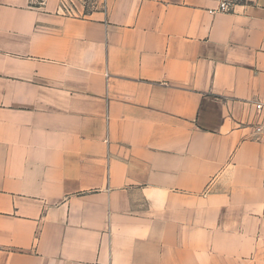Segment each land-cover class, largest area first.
Here are the masks:
<instances>
[{"label":"crops","instance_id":"1","mask_svg":"<svg viewBox=\"0 0 264 264\" xmlns=\"http://www.w3.org/2000/svg\"><path fill=\"white\" fill-rule=\"evenodd\" d=\"M217 3L0 0V264H264V0Z\"/></svg>","mask_w":264,"mask_h":264},{"label":"built area","instance_id":"2","mask_svg":"<svg viewBox=\"0 0 264 264\" xmlns=\"http://www.w3.org/2000/svg\"><path fill=\"white\" fill-rule=\"evenodd\" d=\"M32 4H38L42 5L44 3V0H30ZM84 4H86L90 0H82ZM92 1V0H91ZM244 0H218L217 7L215 11L221 12V13H231L234 11V8L242 3ZM61 8L64 14L70 15L71 10L67 6V4L62 1L61 2ZM255 108L257 112L261 115H264V105L262 103H256ZM256 133L262 134L264 133V126L263 125H258L255 128Z\"/></svg>","mask_w":264,"mask_h":264}]
</instances>
